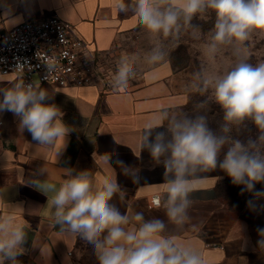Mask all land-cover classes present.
Returning a JSON list of instances; mask_svg holds the SVG:
<instances>
[{
  "label": "clouds",
  "instance_id": "9594fccd",
  "mask_svg": "<svg viewBox=\"0 0 264 264\" xmlns=\"http://www.w3.org/2000/svg\"><path fill=\"white\" fill-rule=\"evenodd\" d=\"M120 13L131 11L139 24L156 38L144 57L149 65L165 61L168 52L165 41L177 42L188 29L195 36L197 15L209 11L215 23L206 45L207 55L215 58L222 50H230L234 65L223 74H210L202 68L194 73L190 89L203 96L192 114L176 109H163L145 124L140 136V152L147 151L157 165L164 168V191L155 196L153 206L163 208L164 219H145L142 212L131 218L122 214L114 197L123 200L117 180H93L90 170H66V177L57 186L48 179L47 168L41 167L29 181H24L51 198L52 216L60 232L77 235L91 246L98 264H205L202 255L189 243L178 242V233L190 220L191 193L203 174L219 168L241 187V194L251 193L255 199L264 197L256 185L264 183V61L248 62L241 46L254 33L264 36V0H117ZM63 42V38H62ZM46 70L45 79L55 70L53 58L37 52ZM138 57L122 55L117 63L112 85L126 91L136 76ZM32 70L27 60H17L13 72ZM0 74V113L11 112L19 128L27 130L38 146L52 148L71 131L62 121V112L47 101L54 93L41 87L40 80L26 83L24 79L9 82ZM10 85V86H9ZM210 92V96L206 95ZM210 103L222 112L217 127L210 126ZM165 131H155L159 128ZM105 160L119 166L122 173L139 183L136 169L123 161ZM47 174V179L40 176ZM254 207V200L247 202ZM24 211L21 205H16ZM168 224L174 232H167ZM134 225L131 228L127 226ZM193 230L195 226H192ZM257 248L264 252V228L257 229ZM28 231L12 214L0 216V264H21Z\"/></svg>",
  "mask_w": 264,
  "mask_h": 264
},
{
  "label": "crops",
  "instance_id": "0c3cea01",
  "mask_svg": "<svg viewBox=\"0 0 264 264\" xmlns=\"http://www.w3.org/2000/svg\"><path fill=\"white\" fill-rule=\"evenodd\" d=\"M117 0H0V31H8L27 21L59 16L71 26L73 35L86 46V55L103 67L117 44L127 40L140 27L131 11L120 13ZM183 72L170 63L148 67L130 80L126 91L108 89L97 81L83 87H41L54 93L48 103L62 112L63 123L71 129L64 140L52 148L38 146L11 112L0 113V216L12 214L28 231L21 264H98L92 248L77 235L60 232L55 225L50 203L53 193L45 195L24 181L38 168L46 167L48 179L59 186L66 170H90L99 185L106 178L117 180L123 191L113 203L131 218L142 212L145 219H167L164 209L153 206V198L164 191L162 165H157L139 141L146 123L163 109L189 112L191 91ZM9 82L17 75L4 77ZM0 86H7L0 84ZM10 86V85H9ZM155 131H165L159 128ZM119 159L139 173V183L122 173L119 166L105 160ZM228 175L217 168L203 174L191 193L190 220L175 233L178 242L191 244L205 264H264V252L257 248V230L233 209L222 194ZM39 179H47V174ZM16 205H21L22 211ZM134 225L127 226L128 228ZM195 229L193 230V227ZM167 232H174L168 224Z\"/></svg>",
  "mask_w": 264,
  "mask_h": 264
},
{
  "label": "rangeland",
  "instance_id": "374dc122",
  "mask_svg": "<svg viewBox=\"0 0 264 264\" xmlns=\"http://www.w3.org/2000/svg\"><path fill=\"white\" fill-rule=\"evenodd\" d=\"M215 23V14L209 11L205 15H197L193 24L198 26V33L194 36L191 29L186 30L180 39L172 43L165 41L167 45L168 55L164 62L170 63L175 70L183 72L187 90L191 91L192 104L188 112L192 114L193 106L203 96L193 92L189 85L193 81L194 73L200 71L202 68L207 69L210 74H223L235 63V58L230 50H222L215 58L207 55L206 45L211 36ZM156 38L151 36L141 25L132 36L127 40L119 42L113 55L105 59L104 66L101 68L96 67V81L101 83L103 87L113 89L112 80L117 69V63L122 55H135L138 57L135 64L136 76L139 72L148 67L144 57L151 50L155 43ZM242 55L248 59V62L257 64L264 61V36L254 33L252 37L241 46ZM161 64V63H160ZM159 65V64H157ZM115 89V88H114ZM206 95L210 96V92ZM211 111L209 113L212 128L217 127V121L221 118L222 112L214 103H210ZM263 184L264 183H260ZM241 187L232 183L231 178L228 176L222 186V194L228 201L229 205L238 211H241L245 217H255L254 219L263 220V224H258L259 228H264V197L246 198L248 192L241 194ZM249 200H254V207H250L247 203ZM262 219V220H261Z\"/></svg>",
  "mask_w": 264,
  "mask_h": 264
},
{
  "label": "built area",
  "instance_id": "2783aa9c",
  "mask_svg": "<svg viewBox=\"0 0 264 264\" xmlns=\"http://www.w3.org/2000/svg\"><path fill=\"white\" fill-rule=\"evenodd\" d=\"M37 52L56 62L55 70L48 74L47 79ZM18 59L29 61L32 70L13 72ZM96 67L97 62L86 55L84 42L76 38L71 26L57 15L0 31V74L17 75L26 83L39 79L41 86L83 87L96 82Z\"/></svg>",
  "mask_w": 264,
  "mask_h": 264
},
{
  "label": "trees",
  "instance_id": "16d2710c",
  "mask_svg": "<svg viewBox=\"0 0 264 264\" xmlns=\"http://www.w3.org/2000/svg\"><path fill=\"white\" fill-rule=\"evenodd\" d=\"M256 189L259 190V191H264V185L263 184H257L256 185ZM244 197H246V198H254L251 193H248V195H246ZM261 198H263V197H261ZM254 218L253 217H245L244 216V219H246L257 230L259 227H258V225L256 223L261 224V222H262V224H263V220L261 219L262 221L260 222L259 219L255 220Z\"/></svg>",
  "mask_w": 264,
  "mask_h": 264
}]
</instances>
